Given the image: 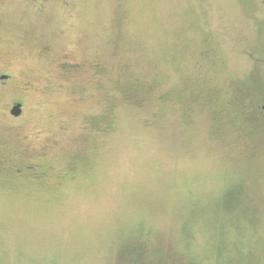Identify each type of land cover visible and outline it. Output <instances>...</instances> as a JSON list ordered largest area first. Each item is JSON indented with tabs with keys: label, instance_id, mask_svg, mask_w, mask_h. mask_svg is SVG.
<instances>
[{
	"label": "rangeland",
	"instance_id": "374dc122",
	"mask_svg": "<svg viewBox=\"0 0 264 264\" xmlns=\"http://www.w3.org/2000/svg\"><path fill=\"white\" fill-rule=\"evenodd\" d=\"M257 104L264 0H0V264H264Z\"/></svg>",
	"mask_w": 264,
	"mask_h": 264
},
{
	"label": "water",
	"instance_id": "95a60500",
	"mask_svg": "<svg viewBox=\"0 0 264 264\" xmlns=\"http://www.w3.org/2000/svg\"><path fill=\"white\" fill-rule=\"evenodd\" d=\"M22 105L20 103H17L11 110V113L14 115V116H18L21 114L22 112Z\"/></svg>",
	"mask_w": 264,
	"mask_h": 264
},
{
	"label": "flooded vegetation",
	"instance_id": "af4514ba",
	"mask_svg": "<svg viewBox=\"0 0 264 264\" xmlns=\"http://www.w3.org/2000/svg\"><path fill=\"white\" fill-rule=\"evenodd\" d=\"M256 108H258L259 109V112L262 110V111H264V104H262L261 106H259V104H257V106H256ZM12 110V109H11ZM23 112V111H22ZM22 112H21V114H22ZM10 113H11V111H10ZM20 114V115H21ZM11 115H13L12 113H11ZM20 115H18V116H14V117H19ZM262 117H264V112H263V115H262Z\"/></svg>",
	"mask_w": 264,
	"mask_h": 264
},
{
	"label": "trees",
	"instance_id": "16d2710c",
	"mask_svg": "<svg viewBox=\"0 0 264 264\" xmlns=\"http://www.w3.org/2000/svg\"><path fill=\"white\" fill-rule=\"evenodd\" d=\"M18 170V168H16Z\"/></svg>",
	"mask_w": 264,
	"mask_h": 264
}]
</instances>
